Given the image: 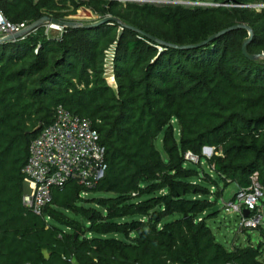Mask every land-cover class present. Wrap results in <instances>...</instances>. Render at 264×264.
Masks as SVG:
<instances>
[{
    "label": "trees",
    "instance_id": "obj_1",
    "mask_svg": "<svg viewBox=\"0 0 264 264\" xmlns=\"http://www.w3.org/2000/svg\"><path fill=\"white\" fill-rule=\"evenodd\" d=\"M84 1L116 20L50 36L41 25L0 42V264H264V222L252 228L257 239L232 249L208 223L219 180L245 188L257 172L264 186V7L249 6L264 0ZM81 5L0 0L8 19L29 24L65 20ZM238 25L246 27L189 47ZM247 26L256 58L244 53ZM112 47L117 88L105 77ZM58 106L92 121L108 167L92 187L54 190L37 215L23 203V169ZM203 158L218 179L199 173Z\"/></svg>",
    "mask_w": 264,
    "mask_h": 264
},
{
    "label": "built area",
    "instance_id": "obj_2",
    "mask_svg": "<svg viewBox=\"0 0 264 264\" xmlns=\"http://www.w3.org/2000/svg\"><path fill=\"white\" fill-rule=\"evenodd\" d=\"M216 5V4H214ZM28 22L14 23L8 19L0 8V38L18 35L12 39H25L36 29H31ZM53 32H62L63 26L50 23ZM115 51H106L105 77H115ZM188 161L197 163L198 155L188 151ZM108 167L106 150L100 143L99 132L88 118L73 114L63 106H58L54 120L43 126L38 135L31 141L30 156L23 172L28 192L24 194L23 203L33 213L42 215L46 206L51 203L53 191L64 188L70 181L92 187L105 174ZM264 200V186L259 181L258 173L251 176V185L239 188L229 202L227 210L242 214L241 227L255 228L262 223L261 207ZM251 213L244 216L243 210ZM30 264V263H22ZM73 264H78L74 262Z\"/></svg>",
    "mask_w": 264,
    "mask_h": 264
},
{
    "label": "rangeland",
    "instance_id": "obj_3",
    "mask_svg": "<svg viewBox=\"0 0 264 264\" xmlns=\"http://www.w3.org/2000/svg\"><path fill=\"white\" fill-rule=\"evenodd\" d=\"M78 1L81 2L82 5L77 10V13L71 14V15L65 17V21H73L76 23L89 25V24H93V23L102 21L103 19L111 16V15L101 16V15L95 13L91 9V7L86 3V1H84V0H78ZM120 1L125 2L127 0H120ZM137 1L145 2V1H149V0H137ZM153 2L187 4V3H184L183 1H178V0L177 1L176 0H153ZM189 4H191V3L189 2ZM198 4L214 5L215 3H213V1H205V2H199ZM249 6L254 7L257 10H261L264 7V2L250 3ZM49 25H50V23H45L43 25L45 33L49 36L52 34H56L53 31H51ZM33 33H37V31H35ZM108 80L113 85H115L113 76H111V75L108 76ZM156 145H157L158 149L161 150L163 155L166 156L164 148H163V143H162V135L157 139ZM203 153L207 157H211L213 155V149L210 151V150H207L204 148ZM201 167L202 168H197L199 173L202 174L204 171H208L213 177L218 179L216 174L210 170L208 164L205 162V158L202 159ZM200 177H202V176L194 177V178H192V180L193 181H201ZM219 185L220 186L218 188H215L213 186L210 187V189L213 193L212 194L213 196H210V199L216 201V205L209 212L217 211V216L211 217L208 220L210 227L212 228L214 234L216 235V239L219 242H221L222 244H224L226 246V248H228V249H232L234 247V245H246L248 243L249 236L252 237L253 239H257L258 235L256 234V231L254 229L247 228V230H245L241 227L242 217H243L242 214L239 212H236L234 210H227V208L225 206V203L229 202L233 198V196L236 194V192L238 191L237 185L235 183H231L225 188L223 186V183L220 180H219ZM28 188L29 187L27 186L26 192H28ZM82 195H83V198H85V199H93L95 197H100V196H109L108 193L93 194V193H86V192H84ZM87 205H91V204H87ZM68 214L72 218L77 219V220L81 221L82 223L86 224V221L81 216L75 215V214L70 213V212H68ZM261 214L264 216V205L261 207ZM178 217H179V215L176 214L172 217L167 218L166 220H173V219H176ZM263 222H264V219L262 220V223ZM64 229L67 231H70V232L72 231L69 228H64Z\"/></svg>",
    "mask_w": 264,
    "mask_h": 264
},
{
    "label": "water",
    "instance_id": "obj_4",
    "mask_svg": "<svg viewBox=\"0 0 264 264\" xmlns=\"http://www.w3.org/2000/svg\"><path fill=\"white\" fill-rule=\"evenodd\" d=\"M116 20V18L110 16V17H107L105 19H103L102 21H99V22H96V23H93V24H89V25H84V24H81V23H76V22H73V21H65V20H59V19H55V18H51V17H48V16H45L43 17L42 19H40L39 21H37L36 23H33L31 25V29H36L38 27H40L41 25H44L45 23H55V24H58L60 26H63V27H79V26H82V27H87V28H92V27H96V26H100L102 24H105V23H109L111 21H114ZM238 27H246L245 25H238V26H234V27H231V28H228L224 31H221L220 33H217L213 36H211L208 40L198 44V45H192V46H189V47H195V46H203L205 44H207L208 42L210 41H213L214 39L230 32L231 30L233 29H236ZM247 29L249 31V37L245 40L244 44H243V49H244V53L245 55H247L249 58H256L255 55H251L249 54L248 52V44L252 41L253 37H254V34H253V31L251 30L250 27L247 26ZM18 37V35H13V36H8V37H5V38H0V42H3V41H10L14 38ZM153 38V37H152ZM42 126H39L37 129H41ZM205 149L207 150H212V148L210 147H206ZM250 211L248 209H244L243 210V214L244 216L248 217L250 215Z\"/></svg>",
    "mask_w": 264,
    "mask_h": 264
},
{
    "label": "crops",
    "instance_id": "obj_5",
    "mask_svg": "<svg viewBox=\"0 0 264 264\" xmlns=\"http://www.w3.org/2000/svg\"><path fill=\"white\" fill-rule=\"evenodd\" d=\"M238 187V186H237Z\"/></svg>",
    "mask_w": 264,
    "mask_h": 264
}]
</instances>
